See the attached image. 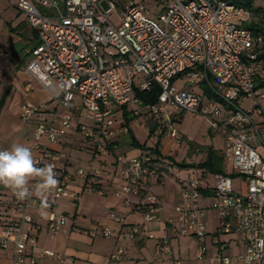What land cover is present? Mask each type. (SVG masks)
Wrapping results in <instances>:
<instances>
[{
	"label": "built area",
	"instance_id": "2783aa9c",
	"mask_svg": "<svg viewBox=\"0 0 264 264\" xmlns=\"http://www.w3.org/2000/svg\"><path fill=\"white\" fill-rule=\"evenodd\" d=\"M258 1L264 5V0ZM148 3L159 10L157 22L148 17ZM15 5L37 35L24 70L55 103L46 110L27 100L18 114L33 121L31 149L37 166L53 165L58 185L45 200L36 197L38 180L29 183L33 190L29 199L12 195L7 208L15 216L0 218V252L11 247L12 264H40L41 256L62 259L48 249L39 256L25 253L27 246L35 245L30 233L33 214L46 212V227L53 233L67 222V216L54 209L55 201L70 195L67 155L53 145L76 131L93 145H106L116 132L128 131L124 124L115 130L114 109L136 105L135 115L145 113L154 119L151 136L156 139L179 142L174 121L182 113L204 119L213 132L224 135L222 155L244 180V189L238 192L227 172L213 173V186L203 173L185 181L181 201L167 220L168 234L158 239L156 252L170 254L172 237L190 236L195 238L196 260L203 264H264V108L259 105L264 91L258 86L264 82V33L252 34L247 27L254 21L252 10L227 0H128L122 5L115 0H17ZM178 77L196 86L177 88L171 79ZM154 83L160 88L155 103L144 104L133 95ZM240 98L252 99V107L241 108ZM79 113L83 121L76 122L73 117ZM115 163L120 194L139 196L143 179L158 174L152 153L117 154ZM75 174L93 182L94 176L85 169L77 168ZM45 201L48 207L43 209ZM140 210L142 225L129 228L126 236L142 233L152 239L148 225L157 219L161 206L153 202ZM211 210L217 225L209 253L205 220ZM111 216L118 223L124 221L122 215ZM97 233L113 235L108 228ZM231 240L239 249L235 253L228 249ZM122 254L117 247L109 259Z\"/></svg>",
	"mask_w": 264,
	"mask_h": 264
},
{
	"label": "crops",
	"instance_id": "0c3cea01",
	"mask_svg": "<svg viewBox=\"0 0 264 264\" xmlns=\"http://www.w3.org/2000/svg\"><path fill=\"white\" fill-rule=\"evenodd\" d=\"M16 1L0 0V150H10L15 144L31 148L34 134L33 121L21 119L18 114L21 103L28 100L34 105L45 106L46 110L55 106L49 97V92L24 70L30 58V51L37 43V35L36 30L29 26L25 14L16 8ZM249 99L240 98L238 104L240 101ZM135 106L127 105L114 109L115 130L124 124L129 128L134 139L151 147L157 139L149 137V128L156 126V123L145 113L135 115ZM250 107L252 105L245 109L248 110ZM125 112L127 117L132 118L128 124L125 122ZM253 118L258 120L255 115ZM73 120L83 121L81 113L75 115ZM183 122L185 124L181 127ZM174 123L181 140L170 141L168 137H161L159 147L161 156L154 155L158 174L143 179L139 196L117 192L121 182L119 168L115 163L116 153L107 154L105 150L103 151L105 154L94 153V155L87 149L94 145L91 142H81L83 138L80 132L68 134L60 140L59 144L53 145L54 149H60L67 155V170L70 173L67 189L70 195L54 203V209L64 213L67 216V222L60 230L53 233L46 227V215L33 214V229L30 233L35 238V245L27 246L25 253L39 256L42 249H48L62 255V259L41 256L40 264H203L204 261L196 262L195 238L190 236L172 237L170 254L159 253L155 249L158 239L168 234L167 220L174 216L173 207L181 201L180 193L185 183V181H178L177 184L165 180L164 173L170 172L167 167L159 164L158 159H162L165 152H168L172 146H176L173 149L177 150V144L181 141L184 145L188 141H193L198 129L203 125L208 126V122L204 119L185 113L180 114ZM134 128L143 133L144 140L136 136ZM208 128L211 133L210 127ZM128 132H116L109 137L106 142L107 150L115 149L113 151L124 153L127 157H136L145 152L130 145ZM222 138L224 139V135ZM118 145L123 148L118 149ZM166 145L169 146L166 147ZM96 147L95 145L94 149ZM75 149H82L91 154L90 162L96 156H111L109 161L107 159L101 161L103 166H110L111 170L105 171L98 168L87 170L94 176L93 182H89L85 177L77 176L75 174L76 160L71 154V151ZM12 195L13 192L9 188L0 185V218L2 220H9L10 215L15 216L10 214L7 208ZM36 197L46 199V196L42 198L37 194ZM153 202L160 205L162 209L157 219L148 225L154 237L150 239L142 233L135 237L126 236L129 228L142 225L143 214L140 208ZM111 213L122 215L123 223L116 222ZM27 227L26 224L22 228L26 231ZM102 228L113 231L112 237H104L97 233ZM91 231H95L97 235L90 236ZM117 247L122 248L123 254L117 259H109ZM12 260L11 247L0 252V264H12Z\"/></svg>",
	"mask_w": 264,
	"mask_h": 264
},
{
	"label": "rangeland",
	"instance_id": "374dc122",
	"mask_svg": "<svg viewBox=\"0 0 264 264\" xmlns=\"http://www.w3.org/2000/svg\"><path fill=\"white\" fill-rule=\"evenodd\" d=\"M115 1L118 2L119 5H122L124 2H126L128 0H115ZM255 3H256V5L259 4V2H255ZM147 6L151 10L148 17L157 22V14L159 13V10H157L156 7H154L153 3H148ZM198 82H200L198 84L201 87L203 85L202 80L200 81V79H199ZM184 83H186V80H184L183 78H177V80L175 79V82H174V84L176 85L177 88L184 86ZM186 84H188L189 88L196 86L195 83H193L192 85H190L189 83H186ZM259 88L261 89V91H264V85H260ZM239 104H240L239 106L241 108L245 109V108H248L249 105H253V100L252 99L243 100V101H240ZM259 104L262 106V108H264V98L259 99ZM184 124H185V122H183V124H181V127H183ZM208 127H209V124H208V126L203 125L200 129H198V131L194 135L193 141L192 140L188 141V143H185V145L181 141L179 144H177L178 145L177 150L173 149L176 146L175 147L172 146V148L168 149V152H165L161 161H159V164L161 166L167 167L169 172H170V173H168V172L164 173L165 180L173 181L174 183L178 184V181L181 182V181H187L189 179H194L195 177L201 175L203 172V169H201L195 165L197 163L201 162L205 158L204 148L211 147L214 150L223 151L224 139L222 138V135H220V133L213 132L212 130H211L212 132L210 133L208 131V129H209ZM134 130H135V134L138 138H140L142 140L145 139L143 137L144 136L143 133L140 132L139 129L134 128ZM76 133H77V131H76ZM80 141L86 142V143L88 142V141H84L82 139ZM184 141H185V139H184ZM168 146L169 145H166V147H168ZM94 147H95V145H94ZM94 147H88L87 149H89L90 152H93V154L94 153L105 154L103 152L105 150H106L107 154H112V155H114V153L122 154L119 151H113L115 149L107 150V146L105 144H101V147L97 146L95 149H94ZM117 148L122 149L123 146L118 145ZM99 149H101V150H99ZM71 154L74 155V157H75V160H76L75 165L77 168H80V169L82 168L85 170H90V169L92 170L95 168L102 169L105 171L111 170V169H109L110 166H107V165L103 166L101 163V161H104L106 159H107V161H109L111 159V156L110 157H105L103 155L102 156H96L92 160V162H90L92 155L86 153L82 149L81 150L75 149V150L71 151ZM181 160H184L186 163L194 165L195 167L179 168L176 165H174L172 162V161L180 162ZM223 164H224L223 165L224 170L228 174H230V178L232 180L233 190L235 192L242 191L244 189L243 178L239 174L237 175L236 170L233 167V164L230 162V160L224 159ZM206 179H208L209 184L211 186H213L215 180H214L213 174L211 172L206 173ZM205 221H206V231H207V234H209L208 239L206 241V249L208 250L209 253H212L214 246L211 243V236L215 230V226L217 225L216 215H215L214 211H212V210L208 211ZM228 238H231V237H228ZM228 249L231 253H235L237 251L235 241L231 240L229 242V248ZM198 261H201V260H198ZM198 261L196 260V262H198Z\"/></svg>",
	"mask_w": 264,
	"mask_h": 264
},
{
	"label": "clouds",
	"instance_id": "9594fccd",
	"mask_svg": "<svg viewBox=\"0 0 264 264\" xmlns=\"http://www.w3.org/2000/svg\"><path fill=\"white\" fill-rule=\"evenodd\" d=\"M32 180L39 181L35 185V192L42 198L58 185L53 165L37 166L30 147L15 144L10 150H0V185L9 188L17 199L25 200L33 194L29 187ZM47 207L45 201L42 208ZM41 214L47 215L44 211Z\"/></svg>",
	"mask_w": 264,
	"mask_h": 264
},
{
	"label": "trees",
	"instance_id": "16d2710c",
	"mask_svg": "<svg viewBox=\"0 0 264 264\" xmlns=\"http://www.w3.org/2000/svg\"><path fill=\"white\" fill-rule=\"evenodd\" d=\"M229 2H233L236 5L244 6L252 10L253 15H254V21L250 24L247 25V27L251 30L252 34H261L264 33V20H262V16H264V5L259 3L256 5L255 2H259L258 0H227ZM175 78H172L171 80L174 81ZM260 85H264V82H259ZM202 90L204 93H207L209 96L211 94L209 93V90L207 87H202ZM160 92V88L157 84H153L149 90L145 91H138L135 90L134 96H137L142 103L144 104H152L155 103L158 99V94ZM125 116V122L128 124L132 118L127 117V112L124 113ZM155 126L153 125L151 128H149V136H151ZM128 133H129V139H130V145L133 146L134 148H139L141 150H144L145 152H148L149 154L156 155L158 157L161 156V152L159 151V147L161 144V136L157 137V140L154 141V143L151 145V147H148L145 145V143H140L136 139L133 138V136L130 133L129 128ZM205 150V158L197 163L195 166L203 169V174L211 172L213 173H226L223 167V160L224 157L222 155L221 151L214 150L211 147L204 148ZM158 161H161V159H158ZM174 165H176L179 168H190V167H195L194 165H191L189 163H186L184 160H181L180 162L172 161Z\"/></svg>",
	"mask_w": 264,
	"mask_h": 264
}]
</instances>
